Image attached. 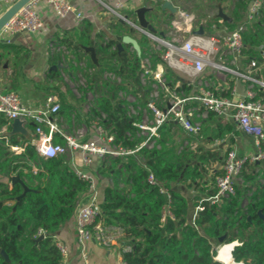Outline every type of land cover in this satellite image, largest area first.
I'll use <instances>...</instances> for the list:
<instances>
[{"label": "trees", "instance_id": "trees-1", "mask_svg": "<svg viewBox=\"0 0 264 264\" xmlns=\"http://www.w3.org/2000/svg\"><path fill=\"white\" fill-rule=\"evenodd\" d=\"M153 1V8L146 12V17L155 18L162 13L173 16V13L162 7V1ZM238 2L243 5L241 0ZM238 17L240 15L236 13ZM202 18L205 21L198 20L197 25H202L207 33H214L221 26V18L217 16L204 15ZM236 18L234 16L232 21H224V25L230 30L237 28L244 19L238 22ZM110 25L114 31L123 30L135 36V30L116 17L112 18ZM87 31L90 33V28ZM79 34L81 38L85 37L82 32ZM124 35H111L107 41L98 39L95 44L93 39H89L82 45L71 35L59 36V40L76 54L78 60L87 56L89 67L96 68L94 73L85 75L89 89L97 90L100 95L90 110L83 108L84 96L77 99L81 105L77 110L78 120L92 127L94 118L105 112L106 118L102 120V125L114 133L116 142L133 147L139 141L132 124L134 118L128 115L118 92L139 82L140 58L130 50L129 43H124V49L119 51L118 43L122 42ZM97 36L102 38V35ZM242 36V69L252 70L256 77L264 78V7L261 17L250 23L242 31ZM135 37L141 48L148 46L145 38ZM84 45L95 47L98 64L92 61ZM0 48L12 50L15 45L0 41ZM4 56L0 54V61ZM159 62L165 64L161 51L153 53V63ZM105 69L115 71L122 76L123 81L101 82L100 74ZM165 69L171 88L180 82L176 88L178 92L191 91L192 85L181 75L167 65ZM58 74L57 70L50 72L51 76ZM217 93L226 94L225 91ZM70 108V105L61 102L60 114L70 117ZM11 124V119L0 117L1 126L6 125L10 130ZM175 126L173 122L164 125L161 149L143 148L140 151L147 166L172 193L175 219L169 218L164 226L160 225V217L166 197L157 186L147 182L148 171L136 158H116L112 164L105 163L99 167L101 173L113 180V184L105 187L100 218L105 223L118 224L125 229V245L131 248L124 250L122 247L123 259L129 264H222L214 259L215 247L238 240L240 244L232 251L236 261L264 264V220L258 213L259 210L264 213V185L259 183L258 174L254 171L256 164L248 163L244 173L245 184L237 188L235 196L217 202L207 200V197L216 193V175L221 172L217 168L208 176L209 164L216 159L222 162L220 151L203 146L196 149L189 146L178 151L175 146L176 130L172 132ZM128 132H131L132 137ZM233 133L234 126L221 122L214 113H210L204 123L203 134L209 140L232 136ZM169 138L173 141L170 142ZM9 139L12 144L23 147V150L10 161L7 148L0 143V158H3L0 168L5 165L10 174L19 173L29 190L18 198L24 192L21 183L0 181V264H62L63 255L56 246V233L76 213L80 193L87 192L89 184L76 175L63 156H40L30 140L22 134H13ZM261 165L264 169V161ZM121 182L129 186H121ZM191 190L197 194L189 197L188 192ZM248 192L251 194L247 195ZM245 197L249 200L246 208H243ZM190 204L194 207L203 206L198 211L196 226L191 223ZM39 229H43L45 235L37 240ZM222 236L224 239L220 241ZM1 250L6 251L9 261H6Z\"/></svg>", "mask_w": 264, "mask_h": 264}, {"label": "built area", "instance_id": "built-area-1", "mask_svg": "<svg viewBox=\"0 0 264 264\" xmlns=\"http://www.w3.org/2000/svg\"><path fill=\"white\" fill-rule=\"evenodd\" d=\"M8 1L12 5L18 0ZM160 1L163 3L165 0ZM104 5L114 17L134 29L139 34L138 37L148 41L147 47L141 48L139 45L141 52L137 54L140 58L139 82L130 84L128 89H120L118 92V96L124 100L128 115L134 118L132 124L138 143L131 147L116 142L114 133L109 132L101 123L106 118L105 112L93 120L95 137L85 139L82 129H77L73 135L68 134L64 125L66 118L60 114L61 103L54 94L47 98L44 105L32 106L23 101L18 91L0 90V117L12 121L18 118L24 121V125L32 124L30 143L44 158L66 154L73 158L74 153L79 152L84 166L91 165L95 158L100 160L101 165L105 163L110 165L116 158L122 160L129 156L136 158L148 171L147 182L157 186L159 192L166 197V203L161 211V226H164L169 218L175 219L172 193L147 166L140 151L143 148H162L163 127L168 122L175 123L184 134L179 139L182 149L191 145L192 139L202 142L204 123L210 113H214L221 122L231 123L241 133L252 137L254 149L250 152L240 153L236 148L228 147L219 167L221 172L216 175V193L207 197V200L217 202L235 196L237 188L245 184L244 173L250 162L256 164L254 171L258 174L259 183L264 185V169L261 165L264 161V79L256 77L252 70L242 69L244 47L242 31L261 17L264 0H251L244 22L237 28L222 29L218 33H207L204 29V34L201 35L192 33L198 25L195 13L190 10L179 8L169 19L152 20L157 25L156 27L150 22L155 28L153 32L140 25L136 8H133V16L130 17L124 12L128 5L121 0H116L113 5ZM43 7L49 8L57 16H65L74 11L72 0H30L1 29L0 41L10 43L12 37L20 32L40 33L45 26L42 17ZM77 17L82 19V14L78 13ZM160 23L161 27L158 26ZM130 50L137 53L132 44ZM159 51L165 64L153 63V53ZM80 64L88 65L87 59L80 60ZM165 65L192 85L189 93L178 92L176 88L180 86V82L174 88L170 87ZM61 66L62 63L58 65ZM95 71V67H89L85 73L92 74ZM84 77L87 84L77 98L84 96L83 108L90 110L100 93L89 89L85 74ZM236 80L246 84L242 93L239 92L236 83H231ZM100 81L121 83L123 78L115 71L105 69L100 74ZM218 91H225L226 94L217 93ZM76 118L77 112H71L70 126L73 128ZM7 131L6 125H0V143L4 142L5 145L20 152L23 148L11 144ZM127 134L132 137L131 132ZM71 167L80 179L89 184L88 199L77 208L75 217L77 241L82 248V255L87 259L85 252L87 241L95 240L106 247H111L115 241L125 237V229L118 224L105 223L100 218L102 199L96 188L97 173L84 170L77 166L74 160L71 161ZM250 194L251 192L247 193ZM248 200V197L243 199V208H246ZM202 208V205L194 207L191 223L195 226L198 211ZM40 235H45L43 229H39ZM56 246L62 255L67 252V246L62 242L56 241ZM130 248L128 244L123 246L124 250ZM215 249L214 259L217 260L219 248L216 246ZM86 264L91 263L86 261ZM120 264L129 263L122 258ZM233 264L245 263L243 260H235Z\"/></svg>", "mask_w": 264, "mask_h": 264}, {"label": "crops", "instance_id": "crops-1", "mask_svg": "<svg viewBox=\"0 0 264 264\" xmlns=\"http://www.w3.org/2000/svg\"><path fill=\"white\" fill-rule=\"evenodd\" d=\"M115 1L116 0H72L73 5H74V11L68 13L65 16H57L54 13H52L49 8L43 7L42 17L45 22L44 29L38 34L20 32L19 36L15 40H13V37H14L13 36L10 42L15 45V49L18 50L17 53H19L22 50V52L26 51L30 55L29 62H26V66L24 67V69H20V66H19L21 65L22 61L18 62L19 58H21L22 60L26 57L24 53L21 52L22 54L13 55L11 49L0 48V54L3 53L5 55L3 59L0 61V90L8 91L9 89H14L19 92V94L21 95L25 103L32 105V106L44 105L47 98L50 95H53V93H50L47 95V91L46 89H44L45 87H43L40 82L47 78V76H45V73H44L45 70H47V74L49 75L50 72L52 70H56V67L58 66L52 63V56H48L46 44L49 41L52 42L53 38H55L56 36H70L76 33L79 34L80 32L88 30V28H90V33L88 32L89 37L92 36L91 39L94 40V44L96 43V40L98 39L105 40L109 38V36L111 35L119 37L122 34H126L124 33L123 30L122 31L119 30L118 32L114 31L110 25V22L114 16L105 7L104 4L113 5ZM121 1H123L124 3L128 5V8L126 10H129L128 12H130L132 16H133V8L137 9L140 6H147V7L153 8V5H154L153 0H121ZM170 1L176 7V9H179V8L185 9L181 5L183 0H170ZM184 1H188V0H184ZM230 1H232L231 2L232 4H235L238 0H218L216 1L217 5L215 4L214 6L213 5L209 6V10L210 11L214 10L215 13L205 14V16H210V15L216 16V14L218 13V6L222 4L221 6L224 12L228 16H230L231 19L233 20L234 15L230 14V12H232L231 11L232 6H227L228 3H230ZM244 2L246 4L245 5L246 9H243L238 13L240 17L236 18V15H235V18L237 19L235 21H238L239 19L238 22H241V20L245 19L246 17L247 10L249 8L251 0H244ZM10 6L11 4L8 0H0V16ZM190 11L194 12L193 10H190ZM169 12L173 13V15L175 14L174 12L170 10ZM78 13L82 14V19H79L77 17ZM202 16H204V14L200 15L199 20H202L201 22H204L205 20L204 18H202ZM156 18L162 19L164 21L170 18V14L162 13L161 15L155 18L147 17V19L151 23H153L152 20ZM197 22H198V18L196 16V24H198ZM220 23H221V26H219V28L216 29L214 33H218L222 29H228L224 25L223 19H220ZM158 26L161 27V23ZM199 26L200 25H198V27ZM84 27H85V30H83ZM97 35H102V38L101 36L98 37ZM135 36H139V34L135 32ZM89 46H92V45H89ZM89 56H90V52H89ZM86 58L87 56H84L83 59H86ZM39 65H42L41 72H39ZM14 69H16L15 72H14ZM231 83L233 84L236 83L237 88L239 89L240 93L244 91V88L246 86V84L241 80L231 81ZM61 99L63 101L59 100L60 103L64 102L67 105H70L71 112H74V111L77 112V110L80 109L81 107V105L75 104L74 100L69 101L67 94L66 95L63 94V96H61ZM66 117L67 116H65V118ZM32 126L33 125L30 123L25 125L26 129L28 130L30 134V138L28 140H30L32 137ZM89 130H90L89 138L95 137L96 132L94 130V127L93 126L90 127ZM174 130H176V133L180 134L179 138L177 139L178 143H180L179 139L183 137L184 134L181 132L178 126H175L172 132H174ZM234 132L235 133H233L232 136L228 135L224 138H217V139H212V140L207 139V136H205L206 138H204V134H203V139H205L206 143L208 144L207 148L220 151L221 160L223 159L226 150L230 146L236 148L238 152L240 153L250 152L254 149V143H253V139L251 136L241 133L236 128H234ZM1 144L7 148L6 153L8 154V159L10 161L15 158H10L9 154L12 155L14 154L13 152H15L18 155L23 150L22 149L19 152L15 149L10 148L8 145H5L4 142H2ZM198 144L200 145L201 143L200 142L197 143L194 140L192 141L191 145H188L186 147L190 146L191 148L196 149ZM181 147H182L181 144H179L178 151L182 149ZM65 159L70 166H71V161L74 160V163L77 166L83 168L84 170H90V171H93V173H97L96 179H97V176L101 173L99 171V167L101 166V163H100V160H98L97 158H95L93 160V163L89 166L83 165L79 152H75L73 158L71 157V155H69ZM1 160H3V158L2 159L0 158V161ZM219 160L220 159L213 160L209 164V170L207 173L208 176H210L214 170L220 167L221 162ZM14 174H10L8 171V168L5 165H3V167L0 168V181L9 182L11 181V176ZM110 184H113V180L111 181ZM122 184L124 185L125 183L121 182L120 185ZM107 185L105 184V181H102V182L96 181L97 192L101 199H103L104 190ZM185 192H187L186 189H185ZM195 194H197V192L192 191V190L188 192L189 197H192ZM87 199H88V193L81 192L78 205L80 206L84 204L87 201ZM193 210H194V206L190 204V208H189L190 217L193 214ZM75 217H76V213H74L62 225V227L57 231L56 236H55L56 241L62 242L63 244L67 246V252L63 255L62 264H86V261H88L91 264H120L123 258L121 249L126 243L124 240V237L115 241L114 244L111 245V247H106L98 243L95 240L87 241L85 244V252L87 255V259L84 258V256L82 255V248L77 241L76 218Z\"/></svg>", "mask_w": 264, "mask_h": 264}, {"label": "rangeland", "instance_id": "rangeland-1", "mask_svg": "<svg viewBox=\"0 0 264 264\" xmlns=\"http://www.w3.org/2000/svg\"><path fill=\"white\" fill-rule=\"evenodd\" d=\"M218 1V0H216ZM215 0H188V1H184L181 3V5L186 9V10H193L194 13L196 14L198 20L200 19V15L201 14H214V10L210 11L209 10V6L211 5H217ZM213 2V3H212ZM232 1H230V3H228L227 6H232V12H230V14L232 15H236V13L238 14L241 10L246 9L245 8V2L244 0H241V3L243 5H240L239 2L237 1L235 4L231 3ZM222 5V4H221ZM196 7V8H195ZM205 9V10H203ZM129 10H124V12L128 13L130 15V17H132V15L130 14V12H128ZM155 19H153L154 21ZM239 20V19H238ZM154 23V22H153ZM154 25L157 27V25L154 23ZM85 30V27L84 29ZM82 34L85 35V37L81 38L80 34L76 33L74 35H71L74 37V39H76V42L79 43L80 45L82 44H86L88 42L89 39H91L92 36H90L89 38H87L86 36L88 35V31L85 30L82 32ZM141 38V37H139ZM84 46H89V45H84ZM46 49H47V54L48 56H52V63L56 66L59 65L60 63H62L61 67H56V70L59 72L58 75L56 76H52L49 74H47V70H45V76H47L46 79L42 80L40 83L43 87H45L44 89H46L47 91V95L50 93H53L54 95H57L59 100L61 101V96H63V94H67L69 101L74 100L75 104L80 105V102L77 101V97L79 96V94H82L83 91V87L86 86L87 82L85 80L84 74L85 72L88 70L89 65H81L80 64V60L77 59L76 54H73V52L71 51V49L69 50L68 47L62 43L59 40V36H56L55 38H53L52 42H48L46 44ZM22 50L17 53V51L15 49H12V53L13 55L16 54H25V58L21 60V58H19L18 62H21L20 69H24V67L26 66V62H29L30 59V55L25 51ZM23 54V55H24ZM12 55V56H13ZM18 56V55H17ZM87 59V58H86ZM13 61V60H12ZM41 68L42 65H39V72H41ZM51 79V80H50ZM70 96V97H69ZM63 101V100H62ZM84 105V103H83ZM79 107V106H78ZM80 111V110H79ZM70 117H66L65 119V123L64 125H66V130L65 132H67L68 134H75L77 129H82V131L84 132V138L87 139L89 138L90 135V127L87 126L85 123L81 122L78 120V118H76V124L74 126V128L72 126H70ZM85 126V128H84ZM180 134L176 133L175 134V140L177 142V144H175L176 148L179 147V144L177 139L179 138ZM204 138L205 134H204ZM170 142H172V138L168 139ZM196 141L198 143V141L196 139H192V141ZM205 139H202V142H200L201 144L197 145V147L199 146H203L204 148H207V143L206 141H203ZM14 154H9L10 158H16V153L13 152ZM70 154H66L63 157L67 158ZM97 182H102L105 181V184H110L112 179L111 177L107 176V174L105 173H100L97 176L96 179ZM224 243H221L219 245H217L218 248H220Z\"/></svg>", "mask_w": 264, "mask_h": 264}, {"label": "water", "instance_id": "water-1", "mask_svg": "<svg viewBox=\"0 0 264 264\" xmlns=\"http://www.w3.org/2000/svg\"><path fill=\"white\" fill-rule=\"evenodd\" d=\"M30 0H18L17 2H15L14 4H12L1 16H0V31L1 29L5 26V24L16 14L18 13V11ZM162 7L163 8H167L172 12H176V7L171 3L170 0H165L162 3ZM151 7H147V6H140L136 9V13H137V17L139 20L140 25H142L143 27L148 28L151 31H155V28L153 27V25L149 22V20L146 17V12L151 10ZM216 16L218 18L223 19L224 21H231V17L228 16L221 5L218 6V13L216 14ZM193 34H197V35H201L204 34V27L202 25H200L197 29L193 30L192 32ZM19 36V33L15 34L13 37V40H15L17 37ZM124 43H129L132 44L134 46V48L137 50V54L139 55L141 52L140 46L138 44V41L136 40V38L132 37L129 34H125L123 36L122 42L118 43V47H119V51L123 50V44ZM85 50L87 52H90V56L91 59L94 63H97L98 59L96 56V51L94 46H84ZM12 128L10 130H8L6 132V134L8 136H11L13 134H23L27 139L30 138V134L28 132V130L26 129L25 125H24V121L15 118L12 121L11 124ZM16 182L21 183L24 186V192L18 196V198L24 196L26 194V192L29 190L28 186L24 183V181L22 180V178L20 177L19 173H16L14 175L11 176V183L15 184ZM184 188V187H183ZM259 215L260 217L264 220V213L262 210H259ZM43 237V235H40L37 240H40ZM224 236L220 237V241H223ZM231 245V252H230V258L231 260L234 262L235 258L233 257L232 251L234 249V247L238 244H240V242L238 240H234L232 242L229 243H224L222 246L224 245ZM221 246V247H222ZM221 247L218 249L217 251V260L221 261V262H227L225 261V259H223L220 256V251H221ZM1 253L3 254V256L5 257L6 261H9V256L6 253V251L1 250Z\"/></svg>", "mask_w": 264, "mask_h": 264}, {"label": "bare ground", "instance_id": "bare-ground-1", "mask_svg": "<svg viewBox=\"0 0 264 264\" xmlns=\"http://www.w3.org/2000/svg\"><path fill=\"white\" fill-rule=\"evenodd\" d=\"M231 245L227 244L221 247L220 256L225 259V261L233 264V261L230 258Z\"/></svg>", "mask_w": 264, "mask_h": 264}]
</instances>
